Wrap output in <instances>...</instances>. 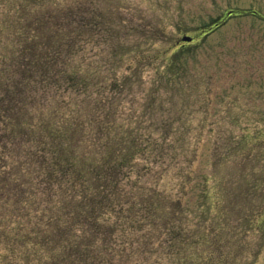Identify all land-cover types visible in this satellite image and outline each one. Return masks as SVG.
Wrapping results in <instances>:
<instances>
[{
	"label": "trees",
	"instance_id": "trees-1",
	"mask_svg": "<svg viewBox=\"0 0 264 264\" xmlns=\"http://www.w3.org/2000/svg\"><path fill=\"white\" fill-rule=\"evenodd\" d=\"M108 7L0 0V264H254L232 250L245 249L250 231L264 238V182L237 226L220 196L183 205L201 139L191 146L185 124L159 129L143 125L146 110L120 111L138 82H148L152 111L157 83L171 80L139 78L165 55L150 49L158 29L143 33L151 53L138 56L114 35ZM89 44L112 46L101 81L85 64ZM176 167L174 199L153 181Z\"/></svg>",
	"mask_w": 264,
	"mask_h": 264
},
{
	"label": "rangeland",
	"instance_id": "rangeland-1",
	"mask_svg": "<svg viewBox=\"0 0 264 264\" xmlns=\"http://www.w3.org/2000/svg\"><path fill=\"white\" fill-rule=\"evenodd\" d=\"M93 1L97 9L109 6L107 10L118 29L114 35L120 34L121 46L137 51L138 56L151 53L146 49L149 43L143 33L148 35L150 28L158 29V41L150 49L166 51L165 55L139 78L149 80L150 84L151 78L160 72L170 76L171 82L167 85L163 79L164 83H157L159 91L150 112L148 82L136 83L132 91H124L120 97V111L132 108L142 114L148 110L143 125H158L161 129L164 123L185 124L184 135L191 139V146L201 139L197 158L190 166L192 179L187 184L183 205L196 209L208 199L218 201L220 196L226 200L227 215L237 226L239 214L258 207L253 189L261 192L264 182V0ZM183 36L192 40L183 42ZM116 44H112V51L119 55ZM112 46L86 47L85 64L90 76L97 73L98 66L100 81L106 77L104 60ZM128 60L125 62L130 63ZM125 74L121 67L118 75ZM93 110L88 109L90 113ZM178 128L171 138L178 137L182 131ZM181 167L167 170L154 181L149 177L146 180L157 182L158 189L177 199L183 180ZM1 206L0 201V211ZM261 238L250 231L245 249L235 247L232 251L239 254L238 259L264 264Z\"/></svg>",
	"mask_w": 264,
	"mask_h": 264
},
{
	"label": "water",
	"instance_id": "water-1",
	"mask_svg": "<svg viewBox=\"0 0 264 264\" xmlns=\"http://www.w3.org/2000/svg\"><path fill=\"white\" fill-rule=\"evenodd\" d=\"M191 40H192L191 37L183 36V37L181 38V41H183V42H187V43H189Z\"/></svg>",
	"mask_w": 264,
	"mask_h": 264
}]
</instances>
